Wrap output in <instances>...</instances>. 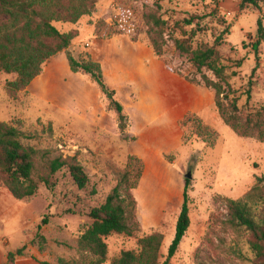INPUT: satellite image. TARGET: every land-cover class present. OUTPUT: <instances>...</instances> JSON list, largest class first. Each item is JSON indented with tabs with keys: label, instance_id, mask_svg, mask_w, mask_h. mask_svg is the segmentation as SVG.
<instances>
[{
	"label": "rangeland",
	"instance_id": "1",
	"mask_svg": "<svg viewBox=\"0 0 264 264\" xmlns=\"http://www.w3.org/2000/svg\"><path fill=\"white\" fill-rule=\"evenodd\" d=\"M94 2L91 14L76 24H53L61 33L78 32L68 49L76 60L98 52L100 45L94 42L93 32L99 24L106 26L101 31L109 26L119 29L131 41L149 44L141 21L142 6L146 5L144 11H156L166 22L163 33L172 59L177 58L173 48L175 40L196 50L212 47L220 38L215 52L227 67V73L235 74L229 83L238 98L242 120L245 107L252 112L264 107V41L258 48V60L252 51L259 18L264 28L263 6L241 9V0ZM137 30L140 34L134 39ZM87 43L90 48L86 50ZM102 44L100 55L105 57L107 47L112 44L108 41ZM61 55L62 62L58 54L50 58L40 75L23 91H9L6 83L15 81L17 76L0 73V122L17 128L25 146L50 152L52 156L74 158L83 168L88 184L79 190L64 168L50 177V187L40 183L31 198L15 200L0 194V249L9 253L26 245V255H36L43 264H94L96 259L77 247L79 237L91 223L88 214L100 207L120 183L129 159L137 158L144 164L139 185L129 190L122 184L125 188L121 190L131 208L133 233L107 237L104 240L107 254L101 264H112L124 251L137 252L138 241L155 233L163 236L160 263L165 261L182 204L184 176L189 169L192 176L187 191L190 224L168 264H252L250 236L230 225L226 200L242 199L257 179L264 177V143L237 136L220 119L215 102L208 114L196 116L217 134L212 146L206 142L210 140L208 136L201 137V126L191 114L177 124L172 121L175 113L157 116L148 123L142 122L134 132L136 112L129 90L123 91L119 98L115 96L126 117L123 130L108 101L100 99L107 116L103 131L100 127H81L79 131L75 124L82 115L75 112L73 99L95 108L99 98L95 93L105 96L88 75L71 72L67 52ZM38 82L44 90L38 88ZM45 216L47 224L40 233L46 244L39 250L31 241Z\"/></svg>",
	"mask_w": 264,
	"mask_h": 264
},
{
	"label": "trees",
	"instance_id": "2",
	"mask_svg": "<svg viewBox=\"0 0 264 264\" xmlns=\"http://www.w3.org/2000/svg\"><path fill=\"white\" fill-rule=\"evenodd\" d=\"M224 1V0H214ZM94 0H0V73L15 74L17 79L7 82L9 91H23L40 75L43 65L55 55L67 52V61L72 73H83L90 77L108 101L114 112L118 126L125 128L126 117L123 107L115 98V92L108 88L103 80L101 67L88 55L83 60H76L68 49L72 41L78 36L77 31L61 33L54 27V23L76 24L82 17L90 15ZM264 7V0H241L240 8ZM142 12V22L146 27L149 46L155 55L167 68L180 75L183 79L198 88L212 94L215 108L220 119L237 136L256 139L264 143V107L252 112L248 107L244 120L241 109L238 108V98L231 88L227 67L217 58L215 45L206 49L192 50L180 40L173 43L176 59H172L167 51L163 29L165 21L156 11ZM101 25V27H99ZM191 25V21H187ZM95 25L94 36L98 39H110L125 35L119 29ZM256 40L252 44L256 60L258 48L264 41L262 18L256 23ZM99 27V28H98ZM108 30V31H107ZM140 32L134 33L137 39ZM136 42V40H133ZM168 52V53H167ZM170 57V59L168 58ZM175 65V66H174ZM257 66L252 70L254 73ZM247 99L250 91H247ZM195 123L201 126L199 133L208 136L207 144L212 146L217 134L204 125L196 115L191 116ZM22 133L14 126L0 122V179L3 187L15 200L33 197L40 183L50 187V177L66 168L73 182L79 190L88 184V178L83 168L74 158H63L61 155L52 156L50 152L35 150L22 143ZM130 169H132V173ZM144 164L140 159L130 158L127 171L120 183L106 197L105 202L94 208L88 214L91 223L78 239L77 247L80 252L88 253L96 260L94 264H101L107 254L104 240L112 234L131 236L132 213L129 203L121 194L122 184L129 190H135L140 182ZM132 175V181L130 180ZM190 180H184L182 204L175 224L173 240L168 248L165 261L160 263V248L163 236L159 233L141 238L138 241V251H124L112 264H168L176 253L190 224L188 209V187ZM229 212V223L233 228L245 231L250 239L249 251L252 254V264H264V177L258 178L255 185L239 200H226ZM47 224V216L43 217L37 226V233L31 241L42 250L46 244L40 231ZM26 246L7 254L6 264H13L16 257L25 255Z\"/></svg>",
	"mask_w": 264,
	"mask_h": 264
},
{
	"label": "crops",
	"instance_id": "3",
	"mask_svg": "<svg viewBox=\"0 0 264 264\" xmlns=\"http://www.w3.org/2000/svg\"><path fill=\"white\" fill-rule=\"evenodd\" d=\"M105 41L112 44V47L108 46L105 57H102L100 50ZM94 42L100 47L98 52H92L90 57L100 65L105 84L115 91L117 98L125 90H129L132 94L131 101L136 112L133 118L134 132L142 122L148 123L149 119L154 120L157 116L175 113L172 121L177 124L188 114L202 117L213 108L214 101L210 92L198 88L167 68L148 44L133 42L127 35L105 40L95 38ZM85 47L86 50L90 48L88 43ZM58 55L59 62H62L61 53ZM37 84L39 89L44 90L41 82ZM95 94L99 97L95 101V108H91L87 102L83 104L77 102L72 95L68 98L70 102L72 99L75 102L73 104L75 112L82 115V117L78 116L79 122L75 124L79 131L82 130L81 127H100L99 129L103 131L104 120L107 117L103 110V102L107 100L100 94ZM110 117L113 118V115ZM0 194L10 195L5 188L0 190ZM7 254L0 249V264H6ZM13 264H43V262L36 255L33 257L26 255L25 251V255L16 257Z\"/></svg>",
	"mask_w": 264,
	"mask_h": 264
},
{
	"label": "water",
	"instance_id": "4",
	"mask_svg": "<svg viewBox=\"0 0 264 264\" xmlns=\"http://www.w3.org/2000/svg\"><path fill=\"white\" fill-rule=\"evenodd\" d=\"M191 169H189L188 173L184 176V179L185 180H191L192 179V176H191V172H190Z\"/></svg>",
	"mask_w": 264,
	"mask_h": 264
}]
</instances>
